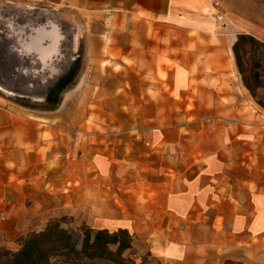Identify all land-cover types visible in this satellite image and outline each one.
<instances>
[{
	"label": "rangeland",
	"instance_id": "1",
	"mask_svg": "<svg viewBox=\"0 0 264 264\" xmlns=\"http://www.w3.org/2000/svg\"><path fill=\"white\" fill-rule=\"evenodd\" d=\"M214 7L264 28V0H215ZM104 13L71 15L55 74L48 68L38 71L32 56L8 52L7 38L0 40V103L67 127L57 133L66 143L57 150L69 153L72 170L84 167L83 157L97 161L109 152L115 158L110 197L103 187L107 180L82 178L81 172L44 181L55 192L36 197L39 206L50 207L46 225L126 228L132 240L123 256L144 264L159 263L156 248L174 240L187 249L205 244L201 251H211L219 264H264V241L251 245L232 238L247 241L251 228L264 234V39L224 31L235 35L231 54L242 98L229 102L220 91L203 98L205 85H193L197 92L188 93L182 72L180 82L159 83L155 57L171 42L182 46L186 36L168 31L169 25L113 21ZM228 18L222 16L220 29ZM150 187L228 194L236 208L204 206L168 220L140 204Z\"/></svg>",
	"mask_w": 264,
	"mask_h": 264
},
{
	"label": "crops",
	"instance_id": "2",
	"mask_svg": "<svg viewBox=\"0 0 264 264\" xmlns=\"http://www.w3.org/2000/svg\"><path fill=\"white\" fill-rule=\"evenodd\" d=\"M214 2L215 0H0V40L6 37L8 52L32 56V63L37 64L38 71L48 68L51 74V70L56 67L64 35H67L69 20L74 19L71 16L74 13L103 17L106 12L113 21L129 18L169 25L166 27L168 31L186 36L187 40L182 46L171 42L165 46L166 49L162 48L159 59L155 57V67H159V83L180 82L177 78L182 72L190 87L188 93L197 92L193 85L203 84V98H210V95L206 97L205 94L220 91L229 102L234 98L238 101L242 98V93L233 72L235 62L231 54L235 35L224 31L232 29L231 31L252 32L264 39V28L241 14L229 17L226 13H218ZM222 16L229 18L225 27L220 29L218 23ZM58 35L63 39H60L56 50L42 59L36 48L49 46ZM33 37H37L34 44ZM225 43H230V46ZM141 46L143 45L139 47ZM25 47L28 49H24ZM101 50L102 48H97L98 52ZM219 85L220 88H217ZM186 98L201 97L188 94ZM61 128L67 127L49 123L48 118L21 112L0 103V248L16 250L20 245V237L28 232H39L46 226L50 207L39 206L36 197L55 192L48 189L44 181L74 178L73 174L81 172L82 178L92 175L94 180H107V186L103 187L108 189L109 197L114 194L110 179L115 175V158L109 152L102 155L100 161L94 160L95 162H86L83 157L81 164L85 163L84 167L79 168V171L72 170L69 153L57 150L58 145L66 144L58 140L61 137L57 133ZM99 188L94 187L97 197L101 195L98 193ZM26 197H30L29 204L24 203ZM139 201L147 211L163 213L168 220L177 213L196 211L204 206H216L219 211L236 208L228 194H214L201 189L189 191L172 187L165 190L150 187L143 191ZM147 219L130 222L137 225L140 222L146 223ZM251 229L252 233L247 241L240 242L236 236L232 238L242 244L263 242L264 234L259 235L262 230ZM202 247L205 244L187 249L184 244L174 240L173 245L156 248L153 254L158 256L159 263L155 264H219V258L212 255L211 251H201Z\"/></svg>",
	"mask_w": 264,
	"mask_h": 264
},
{
	"label": "trees",
	"instance_id": "3",
	"mask_svg": "<svg viewBox=\"0 0 264 264\" xmlns=\"http://www.w3.org/2000/svg\"><path fill=\"white\" fill-rule=\"evenodd\" d=\"M132 236L126 228L109 231L81 226L67 229L49 222L39 232L19 238L16 250L0 248V264H144L123 253L131 248Z\"/></svg>",
	"mask_w": 264,
	"mask_h": 264
},
{
	"label": "bare ground",
	"instance_id": "4",
	"mask_svg": "<svg viewBox=\"0 0 264 264\" xmlns=\"http://www.w3.org/2000/svg\"><path fill=\"white\" fill-rule=\"evenodd\" d=\"M36 39H37V37H33V44L36 42ZM60 39H63V37L58 35L57 37L52 39V43L49 46L36 48V51H38V54L40 55V57L43 59L48 53L55 51L57 44L60 43ZM34 46L35 45L32 46L33 49H35ZM24 49H28V48L25 47ZM51 74H55L54 69L51 70Z\"/></svg>",
	"mask_w": 264,
	"mask_h": 264
}]
</instances>
